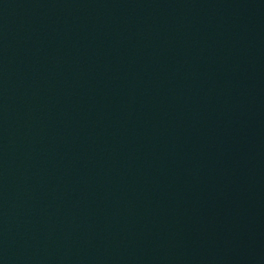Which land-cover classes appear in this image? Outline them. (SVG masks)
Masks as SVG:
<instances>
[{
  "label": "water",
  "instance_id": "obj_1",
  "mask_svg": "<svg viewBox=\"0 0 264 264\" xmlns=\"http://www.w3.org/2000/svg\"><path fill=\"white\" fill-rule=\"evenodd\" d=\"M0 264H264V0H0Z\"/></svg>",
  "mask_w": 264,
  "mask_h": 264
}]
</instances>
